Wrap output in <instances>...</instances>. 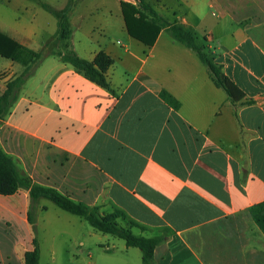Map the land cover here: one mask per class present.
<instances>
[{
  "label": "crops",
  "instance_id": "crops-1",
  "mask_svg": "<svg viewBox=\"0 0 264 264\" xmlns=\"http://www.w3.org/2000/svg\"><path fill=\"white\" fill-rule=\"evenodd\" d=\"M120 1L0 0V34L18 44L10 58L0 55V95L31 63L28 50L44 54L0 122L1 148L33 183L101 215L121 210V226L134 221L144 227H130L136 236L161 238L152 264H264L252 212L264 202V28L233 19L262 13L260 4L176 0L185 9L169 20L201 38L256 100L242 104L166 31L151 47L132 38ZM39 2L70 5L69 39H57V20ZM214 4L231 28L208 25L204 9ZM68 48L89 61L107 53L108 87L63 62L57 53ZM46 200L34 204L40 264H141L139 248ZM28 212V192L0 194V264H25L34 249Z\"/></svg>",
  "mask_w": 264,
  "mask_h": 264
},
{
  "label": "trees",
  "instance_id": "trees-1",
  "mask_svg": "<svg viewBox=\"0 0 264 264\" xmlns=\"http://www.w3.org/2000/svg\"><path fill=\"white\" fill-rule=\"evenodd\" d=\"M159 1V0H157ZM41 7L57 20V39H69L68 4L63 9H56L51 5L39 2ZM137 5L120 1L121 10L127 33L146 46H153L162 30L166 31L172 39L192 50L201 63L207 68L215 86L223 89L232 103L253 104L254 99L246 95L223 73L222 67L214 62L207 52L206 45L197 42L195 33L187 29L183 24L169 21L162 14L152 8L146 0H137ZM18 44L8 37L0 34V55L10 58ZM33 55L31 63L23 73L11 80L4 93L0 95V122L17 100L19 92L25 81L34 73L44 57L42 52L36 53L28 50ZM61 60L74 66L86 78L102 87H108L107 71L112 65L111 57L104 51L97 53L92 61L80 57L74 49L68 48L64 53H57ZM160 97L171 107L178 109L179 101L165 90H161ZM19 191H26L29 195L28 220L31 224L34 239V249L23 254L25 264H40V246L34 223L35 202L44 198L53 202L60 209L84 218L93 228L111 234L125 241L129 247L139 248L142 252L141 264H152L155 247L162 241L161 238L139 237L132 233L130 227L144 228L134 221H129V228L121 226L117 219L126 218L121 210L115 209L111 213L101 215L95 208L75 202L57 190L33 183L18 167L14 159L7 155L0 146V194L13 195ZM255 220L264 231V202L252 208Z\"/></svg>",
  "mask_w": 264,
  "mask_h": 264
},
{
  "label": "rangeland",
  "instance_id": "rangeland-1",
  "mask_svg": "<svg viewBox=\"0 0 264 264\" xmlns=\"http://www.w3.org/2000/svg\"><path fill=\"white\" fill-rule=\"evenodd\" d=\"M61 0H51V3L56 5L58 2ZM240 1L241 4H248L251 0H238ZM259 4L261 9L260 14H241L237 16H233V19L235 22H240L242 24H258L261 28H264V0H256ZM146 2L154 8L157 12L162 14L166 19L168 20H173L172 18V12L173 10H177L178 12H182V9H185L184 7H181L176 0H146ZM207 10V11H206ZM204 12H207L206 20L208 22V25L215 26L218 23L225 22L224 24L226 25L224 28H231L232 24L229 22H226V18L223 17V12L220 10L217 4H214L212 7L205 8ZM200 34V31H199ZM198 44L202 43V40H197ZM46 202L51 205L54 209H59L54 203H52L49 200H46ZM34 216H35V212ZM36 228V226H35ZM39 231V230H38ZM37 234V230H36Z\"/></svg>",
  "mask_w": 264,
  "mask_h": 264
},
{
  "label": "water",
  "instance_id": "water-1",
  "mask_svg": "<svg viewBox=\"0 0 264 264\" xmlns=\"http://www.w3.org/2000/svg\"><path fill=\"white\" fill-rule=\"evenodd\" d=\"M121 1L128 2V3L134 4V5L138 4L137 0H121Z\"/></svg>",
  "mask_w": 264,
  "mask_h": 264
}]
</instances>
